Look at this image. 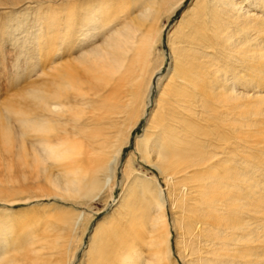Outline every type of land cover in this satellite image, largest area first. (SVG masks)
Instances as JSON below:
<instances>
[{
  "label": "bare ground",
  "instance_id": "6f19581e",
  "mask_svg": "<svg viewBox=\"0 0 264 264\" xmlns=\"http://www.w3.org/2000/svg\"><path fill=\"white\" fill-rule=\"evenodd\" d=\"M184 2L45 5L36 69L0 97V201L79 202L119 169L113 186L125 184L127 193L112 199L116 208L83 248L75 233L83 211L58 213V228L46 221V205L4 209L0 264H175L170 225L185 264H264V0H194L168 31ZM165 30L169 54L158 62ZM96 118L126 124L116 135L125 131L124 140L114 145L104 124L93 128ZM142 119L136 151L165 187L138 176L132 157L121 161Z\"/></svg>",
  "mask_w": 264,
  "mask_h": 264
},
{
  "label": "rangeland",
  "instance_id": "374dc122",
  "mask_svg": "<svg viewBox=\"0 0 264 264\" xmlns=\"http://www.w3.org/2000/svg\"><path fill=\"white\" fill-rule=\"evenodd\" d=\"M47 1L48 0H45V1L44 0H40V1L16 0V2H15V0H0V2H1L0 3L1 4L0 5V17L2 16L0 18V23H1L0 24L1 25L0 26V97H2L4 90L9 87L10 83H12V84L15 83V77H17L18 74H20V76L24 75L23 77L21 76L22 77L21 80H26V82H27V80H29V78H30L28 72H30L32 69L35 71V69H36L34 67V64H35L37 56L35 54L36 53V48H35L34 44H35V39L37 37L36 35L44 34V29L41 30V31L39 30L40 29L39 27L44 26V24H42L43 19H45L44 7H45V5L47 6L48 4L53 5V4H56L57 2L61 3L64 0H58V1L57 0H53V1H50V2H47ZM192 1H194V0H185V2L183 3L181 9L179 8V9L176 10L172 20H170L168 22V25H167L168 31H169L170 27H172V25L180 17L182 12L184 10H186L188 8V6H190ZM38 2L43 4V8H40V4H38ZM5 3H7L9 6L6 5ZM30 4H32V5H30ZM2 8H3V10H1ZM31 8H33V9H31ZM5 12H8V14L7 13H6V15L3 14ZM15 12H16V14H15ZM9 14H10V16H9ZM18 14H20V15H18ZM37 14H41V15H37ZM4 17H6V19ZM37 17H39V18H37ZM7 19H8V21H6ZM13 19H14V21H13ZM40 19H42V21H40ZM35 20H37V21H35ZM10 21L14 22L15 25L13 23H11ZM19 21H20V23H19ZM26 22H28V23L26 24ZM166 22H167L166 19H163L160 23L163 24V23H166ZM28 24H30V25H28ZM17 25H19L20 30H19V27ZM22 25L25 26V27H23ZM37 25H39V26H37ZM5 26H7V27H5ZM36 26H37V28H36ZM9 28L10 29L11 28L14 29V31L12 29L10 30ZM30 28L31 29L33 28V29L31 30ZM28 29H30V30L28 31ZM24 30L25 31L27 30L26 31L27 33ZM166 30L164 32V37L162 39L163 41L161 40V42L158 43V45H157V59H158V62L160 60L161 61L164 60L162 58L163 57V53H165L166 55L169 54V43L167 41L168 40V38H167L168 37V31L166 32ZM18 32H20V34ZM39 32H40V34H39ZM25 34H27V35L29 34V37L27 35H25ZM10 35H12V36H10ZM14 36H16V38H14ZM13 39L14 40L17 39L16 40L17 42L14 41ZM101 39H102V37L99 36L98 41H100ZM19 40H21V41H19ZM25 41H26V43H25ZM29 43H31V44H29ZM26 46H28V47H26ZM3 47H4V49H3ZM27 48H29V49L27 50ZM37 53H38V49H37ZM20 56H21V58H20ZM65 57H66V53L64 54V58ZM33 59H35V60H33ZM17 64H18V66H17ZM168 65H169V59L165 62V66L163 68V73L164 74L167 71ZM16 69H17V71H16ZM21 70H23V71H21ZM160 75H162V74H160ZM7 77H8V79H7ZM34 77L35 76H33V78ZM152 90H153V95H154V98H155L156 95H157V81H156L155 78H154L153 83H152ZM153 101H154V99H153ZM150 109H151V107L149 108V111H150ZM98 120L99 119L96 118L94 121H92L93 128H95V126H96V129L100 128V127L102 128L103 124H104L106 126L107 134H108V136H110V139H111L110 141H112V143L114 145H115V140H116V144H119V141H123L124 140L123 137H125V131H124L123 137L120 138L118 136L120 138L119 141H117L118 137L116 135L119 133V131H122V130L126 129V124H124L123 122H121L117 118L118 123L115 126L112 127L111 125H109L110 124L109 119L104 118L103 120H101V122H99ZM144 124H145V119H142L141 123L133 131V133H132L133 135L130 138L129 145L127 147H124V149L122 151L121 161H125L127 158L132 157L134 159V163H135V167L137 169V173H139L138 176H140L142 178L145 176V177L153 179L154 181L157 180L158 184L155 181V184L157 186L160 187V185H161V187H165L164 176L160 172V170L156 166H154L153 164L148 163L146 161H143V159L141 158L140 153L138 151H136L135 144H134V139H135L134 137L137 134L141 133ZM115 175H116L117 182L123 179L122 178V174H121V170L119 169L118 171H116L115 174H113L112 179L110 180V182H107L106 184H104V183L102 184L101 189L99 191H97V193L94 194V196L89 197L87 199L85 198L82 201L79 200V202H77V201L73 202L71 200H64V199L62 200L60 198H52L51 200H49V199L48 200H39V201H35V202H30V203H27V204L14 205V204H11L9 202L0 201V203H1L0 204V211H1L0 213H2V211L4 209L5 210L6 209L18 210V209H22V207L23 208L24 207L27 208V207H31V206H35V205H39V206H45L46 205L49 208L48 210H46V212L48 214V218H47L46 221L49 222V224H51L52 227H55V226L57 227L58 226V228H59L61 222H59V220L56 218L58 216V213H60V214L63 213V215L65 217H68V218H75V217H77V215L79 213H81V211H83L82 214H84V215L81 218V220L79 221L78 225L76 226V231H75L76 235L79 236V239L81 238L80 243H82V248H83V247H85V244H88V241H90V237L89 236L91 235V231L96 226L97 222L102 220L105 217H108L111 213H113V210L116 208L112 199L120 198V196L123 193H124V196H126L125 193H127V190L125 189L126 188L125 184H122L121 186H120V184H118L116 187L113 186L115 184V181H116L115 180ZM103 178H105V176ZM150 186H152V185H150ZM112 187H114V188H112ZM152 187H154V186H152ZM124 191H126V192H124ZM166 191L167 190H164V192H163L164 198H166V214H167L168 222L172 224L171 220L173 219V216L171 217V215L173 214V212L170 209L168 210V208H170V205H169V200H168V196H167ZM36 203H38V204H36ZM3 204H5V205H3ZM3 206H6V207H3ZM88 220H89V222H87ZM36 223L39 225L37 220H36ZM54 223H57V224L55 225ZM84 226H86L87 229ZM42 228L43 227H41L40 229H42ZM170 228H171V232H172V234H171V253H172V257L174 258V261H175L174 263L175 264H185V260H183L184 258L181 255V251L179 252L180 248H179V245H178V241L180 242V240H179V238H177L178 237V232L173 227V225H170ZM173 228L176 230V232H175V230H172ZM17 231L19 233L20 239L21 238L24 239V236H22L20 234V229L17 230ZM42 231H43V233L45 232V234L47 233L48 235H51V236H53L52 234H54V235L56 234L55 233V228H53V229L52 228H48V229H46V228L44 229L43 228ZM35 232H36V234L38 236H40V237L43 236L41 230L36 229ZM189 237H191V236H189ZM3 238L12 241L13 235L9 234V235H7V236H5ZM0 239H1V233H0ZM197 243H199V242H197ZM15 246H16V244H15ZM82 248L78 252V256H79L78 258H83ZM199 248H204V246H199ZM145 251L147 252L146 249L144 250V252Z\"/></svg>",
  "mask_w": 264,
  "mask_h": 264
}]
</instances>
